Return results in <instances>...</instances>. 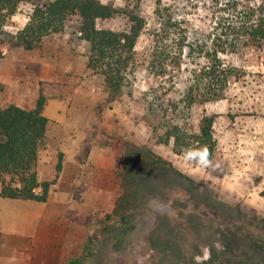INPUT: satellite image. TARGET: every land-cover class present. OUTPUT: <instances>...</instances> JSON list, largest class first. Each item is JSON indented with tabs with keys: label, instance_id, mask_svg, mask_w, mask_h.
I'll return each instance as SVG.
<instances>
[{
	"label": "rangeland",
	"instance_id": "rangeland-1",
	"mask_svg": "<svg viewBox=\"0 0 264 264\" xmlns=\"http://www.w3.org/2000/svg\"><path fill=\"white\" fill-rule=\"evenodd\" d=\"M101 1L119 11L98 21L101 28L128 29L131 13L146 20L135 47L138 66L118 95L87 68L88 44L79 39L76 19L30 51L9 48L2 39L26 25L34 3L21 4L0 31V53H5L0 56V104L10 96L17 102L16 81H21L27 105L32 94L42 92L46 106L68 107L63 129L52 115L54 105L51 114L44 110L49 123L42 154L58 155L63 142L78 139L86 158L96 150L115 154L108 177L93 179L106 188L103 194L69 195L61 219L65 252L60 264L84 252H91L92 264H189L192 257L203 261L213 252L229 264L249 251L243 239L234 237L238 227L264 239L258 222L264 218V43L219 50L227 38L224 26L240 20L241 5L248 2ZM164 20L174 26L161 28ZM219 68L232 73L223 98L196 103L185 116L184 95ZM204 114L214 116L217 171L175 153L172 141L163 142L172 124L187 122L197 129Z\"/></svg>",
	"mask_w": 264,
	"mask_h": 264
},
{
	"label": "trees",
	"instance_id": "trees-1",
	"mask_svg": "<svg viewBox=\"0 0 264 264\" xmlns=\"http://www.w3.org/2000/svg\"><path fill=\"white\" fill-rule=\"evenodd\" d=\"M156 1L160 3V0ZM246 1L247 4L241 5V19L224 26L223 34H227V38L220 44L219 50L222 52L235 51L240 44L245 46L264 43V0L257 6L251 4V0ZM27 2L34 3V7L26 25L16 34L4 32L5 37L2 40L9 48L22 47L27 51L40 49L47 37L63 32L66 23L76 19L79 22V39L88 44L87 68L93 74L104 78L112 95L121 93L128 84L129 74L138 66L135 47L146 27V20L142 16L128 14V29L114 31L98 26V21L111 19L119 12L101 0L44 2L0 0V31L20 5ZM234 7L238 8V5ZM170 26L174 25L164 20L161 28ZM162 42L163 40L157 41V45ZM165 54L166 52L163 51L158 55L160 70L164 65ZM4 55L5 53H0V56ZM218 63L222 66L223 61L219 59ZM231 75L230 69L219 68L218 71H212L208 75L204 84L197 81L192 85L182 100L183 113H187L185 116H188L196 103L223 98L224 88ZM47 100L48 98L40 92L33 107L18 104L14 96H10L4 104H0V196L2 198L44 203L47 201L49 190L56 183L62 169V154L59 156L55 177L45 181H40L38 178L39 151L44 144L49 123L44 113ZM170 141L173 151L180 155H184L185 149L207 146L211 153L210 158L213 160L216 152L214 116L204 114L197 129L188 126L187 122L182 125L172 124L163 142L168 144ZM258 222L264 230V218L258 219ZM233 234L236 239L241 238L245 241H242V244L249 245V251H241L242 257L236 260L230 259L229 264H264L263 238L253 235L247 228L242 227H238ZM227 248L232 249V244H227ZM91 256V252H84L79 257L70 259L67 264H92ZM224 263V259L216 252L203 261H197L192 257L189 262V264Z\"/></svg>",
	"mask_w": 264,
	"mask_h": 264
},
{
	"label": "crops",
	"instance_id": "crops-1",
	"mask_svg": "<svg viewBox=\"0 0 264 264\" xmlns=\"http://www.w3.org/2000/svg\"><path fill=\"white\" fill-rule=\"evenodd\" d=\"M2 78L6 79V74ZM21 87V81H16L17 103L33 107L37 95L32 94V102L27 105ZM52 106L54 111L51 110ZM67 110L65 105L56 106L49 102L45 113L48 115V111L50 114L52 111L59 129H63L67 122ZM74 110H78L77 113L86 112L77 107ZM46 138L39 151V180H51L55 177L60 154L62 169L44 203L0 196V264H60L61 255L65 252L60 241V228L63 225L61 219H65L67 214L69 195L103 194L106 189L93 184V179L108 177L107 171L110 167L113 168L112 158L115 154L96 150L86 158L79 139L63 142L60 145L62 152L58 155L48 150L42 154V149L47 146ZM82 204H86V200Z\"/></svg>",
	"mask_w": 264,
	"mask_h": 264
},
{
	"label": "clouds",
	"instance_id": "clouds-1",
	"mask_svg": "<svg viewBox=\"0 0 264 264\" xmlns=\"http://www.w3.org/2000/svg\"><path fill=\"white\" fill-rule=\"evenodd\" d=\"M211 153L207 146L200 148H188L184 150V157L186 160L195 162L199 167L205 169H211L217 171L220 167L218 163H215L211 158Z\"/></svg>",
	"mask_w": 264,
	"mask_h": 264
}]
</instances>
